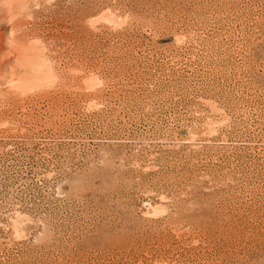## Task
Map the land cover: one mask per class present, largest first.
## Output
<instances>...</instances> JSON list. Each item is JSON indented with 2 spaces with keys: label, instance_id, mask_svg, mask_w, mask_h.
<instances>
[{
  "label": "rangeland",
  "instance_id": "374dc122",
  "mask_svg": "<svg viewBox=\"0 0 264 264\" xmlns=\"http://www.w3.org/2000/svg\"><path fill=\"white\" fill-rule=\"evenodd\" d=\"M0 264H264V0H0Z\"/></svg>",
  "mask_w": 264,
  "mask_h": 264
}]
</instances>
